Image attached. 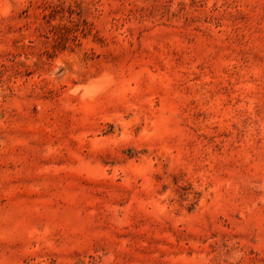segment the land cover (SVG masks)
<instances>
[{"label":"rangeland","instance_id":"1","mask_svg":"<svg viewBox=\"0 0 264 264\" xmlns=\"http://www.w3.org/2000/svg\"><path fill=\"white\" fill-rule=\"evenodd\" d=\"M0 264H264V0H0Z\"/></svg>","mask_w":264,"mask_h":264}]
</instances>
